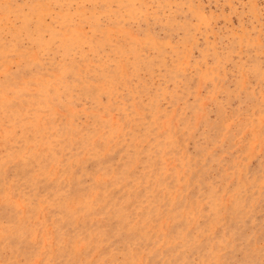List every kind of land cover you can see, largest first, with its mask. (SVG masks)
<instances>
[{"label": "rangeland", "instance_id": "rangeland-1", "mask_svg": "<svg viewBox=\"0 0 264 264\" xmlns=\"http://www.w3.org/2000/svg\"><path fill=\"white\" fill-rule=\"evenodd\" d=\"M0 264H264V0H0Z\"/></svg>", "mask_w": 264, "mask_h": 264}, {"label": "bare ground", "instance_id": "bare-ground-1", "mask_svg": "<svg viewBox=\"0 0 264 264\" xmlns=\"http://www.w3.org/2000/svg\"><path fill=\"white\" fill-rule=\"evenodd\" d=\"M77 182V181H76ZM42 186V185H41ZM36 187V186H35ZM186 192V191H185ZM29 206V205H28ZM83 220V219H82ZM62 225V224H61ZM23 232V231H22ZM128 254V253H127Z\"/></svg>", "mask_w": 264, "mask_h": 264}]
</instances>
